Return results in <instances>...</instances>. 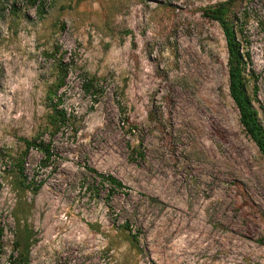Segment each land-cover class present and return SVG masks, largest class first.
I'll return each instance as SVG.
<instances>
[{
	"label": "rangeland",
	"instance_id": "obj_1",
	"mask_svg": "<svg viewBox=\"0 0 264 264\" xmlns=\"http://www.w3.org/2000/svg\"><path fill=\"white\" fill-rule=\"evenodd\" d=\"M219 1L0 0V264L16 217L30 264H264V160L229 93L223 32L203 14ZM233 14L264 125V0ZM60 67L69 119L52 135ZM24 139L53 153L22 159L35 193L19 183ZM91 169L125 188L109 196Z\"/></svg>",
	"mask_w": 264,
	"mask_h": 264
},
{
	"label": "trees",
	"instance_id": "obj_2",
	"mask_svg": "<svg viewBox=\"0 0 264 264\" xmlns=\"http://www.w3.org/2000/svg\"><path fill=\"white\" fill-rule=\"evenodd\" d=\"M238 1L242 0H222L216 2L213 5L207 6L203 9V14L210 20L216 21L225 37L226 48L228 53V78H229V93L233 101L235 102L239 113L240 123L242 124L245 132L255 142L259 153L264 160V125L259 119L258 110L253 105V95L248 90L249 78L246 73V63L248 54L242 49L240 40L237 37V31L235 29L233 8ZM30 5L42 4V0H26ZM66 67H60L58 73V79L50 90V97H52L51 112L48 115L47 123L51 128L52 135L58 132L65 126L69 119V115L65 109L60 107L61 99L57 95V92L65 85L64 78L66 76ZM256 80V78H255ZM95 86V77L90 76L85 82H83V88L86 92H93ZM257 92V86L253 85V94ZM54 98V99H53ZM24 150L22 152L21 159L17 163L18 174L21 177L19 183L22 188H30L34 193L40 188V183H34L27 181V177L23 174L22 160L27 155L29 149L34 147L40 152L44 160H49L53 155L51 146L44 141H36V139L29 140L24 139ZM140 156L142 155L141 152ZM96 176L99 177L100 185H108V194L118 192L124 189V184L121 180L110 174L98 173L91 169ZM16 228L14 229V240L11 253L8 257L9 264H30V247L32 244V232L26 224L23 226L19 224V220L16 217ZM3 229L0 228V236ZM134 240L137 239V234H132Z\"/></svg>",
	"mask_w": 264,
	"mask_h": 264
}]
</instances>
